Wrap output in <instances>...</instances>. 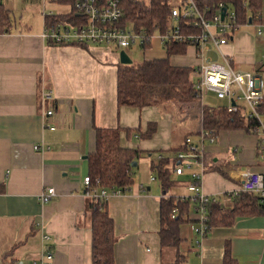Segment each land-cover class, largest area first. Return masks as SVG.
I'll list each match as a JSON object with an SVG mask.
<instances>
[{
	"label": "crops",
	"instance_id": "crops-1",
	"mask_svg": "<svg viewBox=\"0 0 264 264\" xmlns=\"http://www.w3.org/2000/svg\"><path fill=\"white\" fill-rule=\"evenodd\" d=\"M0 3L11 10L14 19L12 30L0 34V183L6 186L0 193V264H33L44 249L54 253V264H92L90 198L83 179L88 175V155L94 147V126L122 127V145L141 151L134 185L108 199L115 222V264H164L165 258L174 256L177 260L175 249L161 247L160 200L165 192L152 179L151 161L156 153L161 154L159 151L183 145L186 135L197 129L184 132L181 127L178 131V109L173 102L142 108L119 106V53L45 40L44 12L66 13L72 6L58 0ZM190 49L187 52L191 53ZM148 51L149 59L167 56L158 37ZM190 53L174 55L171 60L195 67L198 60L195 57L197 64L192 63ZM250 60L242 64L254 66ZM45 90H52L54 97L43 102ZM51 109L54 113L48 115ZM150 122L157 128L145 138L141 133ZM125 129L140 132L129 134ZM229 131L241 130L220 132L219 143L210 150L226 177L238 185L229 171L259 169L260 161L256 138L251 141ZM229 144L239 148L237 156L226 148ZM173 177L177 183L168 193L189 194L188 174L174 172ZM220 180L212 173L207 182L205 174L204 191L213 194L232 189L217 190L215 184ZM48 186L55 187L57 195L42 202L40 194ZM182 186L187 191H177ZM187 232L191 239L195 237ZM45 234L50 238L45 240ZM197 239L196 235L190 243L182 244L180 250L186 256L181 264H221L226 240H231L239 264H264V215L215 228L201 245ZM10 250L13 252L6 254Z\"/></svg>",
	"mask_w": 264,
	"mask_h": 264
},
{
	"label": "trees",
	"instance_id": "trees-1",
	"mask_svg": "<svg viewBox=\"0 0 264 264\" xmlns=\"http://www.w3.org/2000/svg\"><path fill=\"white\" fill-rule=\"evenodd\" d=\"M81 0H58L59 3L72 6ZM123 7L122 25L132 24L137 30H145L147 35L163 32L168 23L171 3L170 0H120ZM201 10L218 12L220 3L234 10L236 19L246 24L249 17L264 8V0H197ZM80 13L70 10L66 13H53L45 17L46 24L59 22H84ZM14 26L11 10L0 3V34L9 33ZM52 44H56L52 42ZM75 44V43H73ZM88 47V44L77 43ZM151 46L150 39L142 44L143 50ZM167 56L163 58L144 59L130 64L118 63L117 72V102L119 106H145L165 102L184 103L194 101L199 95L194 86L196 66L177 65L171 60L174 55L185 54L188 47L183 43L166 45ZM225 103L226 101L223 100ZM202 106V125L206 129L214 130L218 135L224 130H245L253 133L254 121L244 118L239 112H228L226 104ZM264 112V101L260 106ZM157 124L150 122L142 136L150 138L156 131ZM127 133L139 129H125ZM123 128L94 126V147L88 155V174L91 186L87 192L98 185L108 191L120 190L127 192L135 182L136 166L141 151L122 145ZM183 145L176 148L161 150L151 161V172L165 195L160 200V229L159 237L162 248L171 247L177 254L180 264L185 259L181 246L185 242L194 240L196 233L191 229L189 216L193 207L201 204L198 200L185 199L181 196L169 194L170 189L177 183L174 170L178 162V153L183 151ZM257 153V152H256ZM155 156V155H154ZM211 169L223 171L221 166L211 158ZM256 169V168H253ZM100 179V183H96ZM191 178L188 175V181ZM6 190L4 183H0V193ZM88 209L92 230V264H115V222L108 210V200H95L89 197ZM234 205L225 208L219 201L210 200L203 204L209 216V232L215 228L232 227L239 219L264 215V197L256 192L242 191L233 195ZM190 231L195 237L188 236ZM199 240V235H197ZM12 250L6 254H10ZM221 264H239L234 256L231 240L224 243Z\"/></svg>",
	"mask_w": 264,
	"mask_h": 264
},
{
	"label": "built area",
	"instance_id": "built-area-1",
	"mask_svg": "<svg viewBox=\"0 0 264 264\" xmlns=\"http://www.w3.org/2000/svg\"><path fill=\"white\" fill-rule=\"evenodd\" d=\"M170 3L171 11L165 30L150 36L145 30H137L130 23L127 25L120 23L124 14L120 0L78 1L72 10L83 15L84 22H59L49 26L45 22L42 36L56 44L107 45L117 48L118 51L126 50L136 43L142 47L146 39H150L152 46L155 37H158L166 53V45L183 43L188 49L194 50L199 63L194 79L199 98L203 101L207 93H212L216 98L226 101L228 112H239L244 118L255 122L253 134L256 138V154L260 168L230 170L229 176L240 184L228 191L207 194L203 189V177L207 168L211 169L213 166L211 158L214 156L210 147L217 142L218 134L201 125L196 140L190 136L184 139V150L178 153L179 162L174 172L177 175L187 173L191 178L188 183L189 194L181 197L201 202L193 207L189 216L190 227L199 235L197 243L201 245L202 240L209 234V216L203 204L213 200L219 201L225 208L232 207L233 195L242 191L256 192L264 197V112L260 109L264 101V54L261 56L259 69L238 70L234 55L227 54L222 49L234 40V32L244 25L236 19L234 10L220 3L218 12L210 13L201 10L197 0H170ZM224 7L226 12L222 18ZM50 14L53 12H44L45 17ZM252 18L251 24L264 25V8ZM246 24H249V21ZM258 32L259 35H263L264 31L259 27ZM149 48H145L144 51ZM53 97L52 90H45L42 93L43 102ZM53 113L52 109L47 111L48 115ZM36 148H40V145ZM233 150L237 156L239 148L235 147ZM83 182L86 189L90 188L89 174L84 177ZM96 183H100V179H96ZM120 193H122L120 190L111 192L98 185L92 191H86V195L95 200H108L112 195ZM56 195L55 187L48 186L41 192L40 199L42 202H48ZM43 237L45 240L50 238L47 234ZM33 264H54V253L50 249H44L40 259L34 260Z\"/></svg>",
	"mask_w": 264,
	"mask_h": 264
},
{
	"label": "rangeland",
	"instance_id": "rangeland-1",
	"mask_svg": "<svg viewBox=\"0 0 264 264\" xmlns=\"http://www.w3.org/2000/svg\"><path fill=\"white\" fill-rule=\"evenodd\" d=\"M148 2V0H144ZM260 25V26H259ZM259 27L264 31V25L263 24H244L239 27L234 32V40L231 41V43L227 44L228 46H223L222 49L224 52L227 54H232L234 55L235 61H236V68L238 70H257L259 69V62L261 59L262 54H264V32L263 35H259ZM93 44H90L91 46ZM99 47L101 50L109 52V53H119L117 48H114L113 46H107V45H93ZM129 56L132 58L133 62H141L144 59H149V52L148 50H143L142 47L139 45V43H136L134 46L126 48ZM192 52H187L185 54L190 53L193 55L194 58L192 63H196L195 59V52L193 49H190L189 51ZM183 54V55H185ZM251 59L250 63H253L254 66L252 65H247L244 66L242 63L245 62L246 60ZM197 64V63H196ZM195 79V77H194ZM175 103L174 105L178 109V116L179 119L178 121L176 120V125L178 131H181V127H183L184 132L187 130H196L195 132H189L186 136H190L194 140L197 139V132L201 128V123H202V114H203V109H202V104H212V105H218V104H224L225 102L223 100H220L216 98L212 93H207L204 96V100L202 99H197L194 101H188L184 103ZM233 135H239V137H243L245 139L253 140L255 138L253 133L247 132V131H229ZM220 134L217 136V142L214 145H217L220 141ZM251 143V142H250ZM213 145V146H214ZM234 145H226V148L233 154L234 150L233 147ZM242 149V145H238ZM158 156V153L155 154V157ZM216 171V172H215ZM212 173H217L218 176L220 177V181H216L217 183L215 184V188L221 189L223 187H231L232 189H235L238 187L236 183L231 181L229 178L226 177V175L222 171L214 170L207 168L206 171V180L207 182L210 181V178L212 176ZM205 176V175H204ZM224 177V178H223ZM204 179V177H203ZM225 182V185H224ZM177 191H187L186 186H182L177 189ZM189 192V191H188ZM205 192V191H204ZM176 256H174L171 260H167L165 258L164 264H176ZM182 262H180L181 264Z\"/></svg>",
	"mask_w": 264,
	"mask_h": 264
},
{
	"label": "water",
	"instance_id": "water-1",
	"mask_svg": "<svg viewBox=\"0 0 264 264\" xmlns=\"http://www.w3.org/2000/svg\"><path fill=\"white\" fill-rule=\"evenodd\" d=\"M225 12H226V7H224L223 10H222V18L224 17ZM252 20H253V18H252V16H250L249 17V23L250 24L252 23ZM119 59H120L121 63H125V64L133 63L132 58L129 56L128 52L125 49H121L119 51ZM136 165H137V162H135L133 164V166H136Z\"/></svg>",
	"mask_w": 264,
	"mask_h": 264
}]
</instances>
